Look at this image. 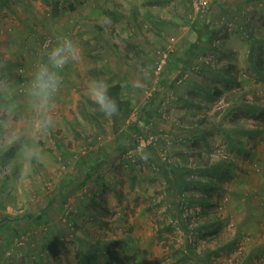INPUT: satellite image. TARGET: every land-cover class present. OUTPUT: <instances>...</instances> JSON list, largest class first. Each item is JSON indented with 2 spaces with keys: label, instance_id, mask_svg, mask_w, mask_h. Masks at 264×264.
Listing matches in <instances>:
<instances>
[{
  "label": "rangeland",
  "instance_id": "374dc122",
  "mask_svg": "<svg viewBox=\"0 0 264 264\" xmlns=\"http://www.w3.org/2000/svg\"><path fill=\"white\" fill-rule=\"evenodd\" d=\"M221 16L226 14L213 19L211 9L195 16L191 0H0V68L17 83L27 79L33 63L58 34L73 39L82 53L81 61L63 72L57 125L40 141L42 159L34 161L31 171L20 177L14 158L7 157L11 176L0 180V217L9 215L10 221L0 229L3 264H78L79 254L91 248L82 240L88 233L94 240L102 239L94 245L101 257L96 264H174L162 241L165 237L181 240L180 228H165L162 236L156 231L155 215L168 221L174 211L167 203L171 195L165 193L167 182L161 171L166 164L162 159L173 153L178 162L193 159L199 168L211 149L216 154L230 153L237 167L234 174L223 178L221 188L212 191L210 212L221 217V230L216 235L199 236L197 245L220 247L215 264H241L244 260L246 264H264V212L260 213L261 208L264 211V192L259 188L264 186V119L252 120L243 110L234 119L232 110L224 114V127H261L252 138L250 133L243 135L244 147H254L249 156L229 152L226 146L224 149L221 128L208 129L202 138L188 131L194 126L185 123L183 130L178 125L180 117L197 121L205 116L216 122L214 111L225 103L222 99L226 94L237 91V85L223 84L225 93L211 105L201 90L212 86L205 72L194 73L201 88H190L174 79L175 70L170 71L167 83H161L154 68L157 50L166 45L179 46L180 51L185 45H194L195 51L196 45L209 42L214 38L209 35L212 32L207 34L198 27L219 26ZM140 18L142 24L137 22ZM217 38L216 43L228 51L223 60L235 64L240 86L250 95L256 92L264 97V78L255 79L247 69L249 50L255 44L260 54L255 53L264 58V48L259 50L264 44L246 39L237 23ZM174 49L169 58H176ZM203 54L212 55L201 49L195 59ZM92 78L121 83L123 96L131 100L129 121L137 120L136 129L130 128L119 137L110 130L109 117L96 111L84 94ZM137 78L142 87L133 86L132 80ZM193 94H197L195 104L179 98L190 100ZM94 114L97 120L92 118ZM129 124L125 123V128ZM149 131L155 135V146L132 149L134 139ZM142 153L148 155L147 161L139 158ZM253 190L262 206L256 207V213L243 202ZM67 219L75 222V232ZM237 227L244 233L241 240L225 247ZM22 234L24 242L13 240ZM47 241H51L50 246L42 249ZM113 252L116 261L112 260Z\"/></svg>",
  "mask_w": 264,
  "mask_h": 264
},
{
  "label": "trees",
  "instance_id": "16d2710c",
  "mask_svg": "<svg viewBox=\"0 0 264 264\" xmlns=\"http://www.w3.org/2000/svg\"><path fill=\"white\" fill-rule=\"evenodd\" d=\"M211 1L212 0H209V3L203 9L195 10L193 2L191 0L192 10L195 13V16H201L209 13L212 7ZM227 14L231 13L228 12ZM133 16L136 17V15L134 14ZM143 21L144 20L142 18L137 20L139 24H142ZM239 21L240 20L237 19L235 15H226L218 18L217 22H219V26H216L215 28L207 27V25H205V27L199 26L198 28L207 32V34L212 32L209 34L210 37H212L213 34L214 38L209 39V44L207 45L209 48V53H211L212 55L204 56L206 54H203V57L206 59H203V57L201 56H198L197 59H195L197 50L193 51V48L195 47L194 45H185L183 48L180 47L181 49H183L182 51H180L179 46L175 47L173 44L171 45L172 47L166 49V61L160 71L157 72V75H161V83H167V77L169 76L171 70H175V80L184 79V77H186L185 74L188 73V71L190 73H200L204 72L203 70H206L205 73H208L212 76V86H210L209 88L205 86L200 88L208 95L211 105H213L216 99H218L222 94L225 93L226 87L223 88V84L227 85L230 82L235 83V85H237L238 87L237 91L226 94V96L222 99L226 104L222 103V105L218 106V108L214 111V114L218 117L216 122H212L211 119H207V117L205 116L199 117L197 121H194L193 119H183L182 117H180L179 120L181 121V123L178 126H180L181 129L186 130L185 123H188L191 127L194 126V129L192 130L189 127L188 131H192L193 133L197 132L202 138L205 137V131H207L208 129L219 127L223 130V133L225 135V140L223 141L224 149L226 146L229 152H234L235 154L246 152V154H244V156L246 157L250 155L249 153L254 150V147L252 148V145L250 147H244V144L246 142L244 136L250 133L251 135H249V137L252 138L254 133L257 134L260 131V125L254 124L251 126L238 125L232 127H224V114L231 112L232 110V112L234 113H232L231 118L234 119L239 115L238 111L243 110L244 116L249 117L255 121L263 120L264 97L258 96L256 92H252V94L250 95L246 92L244 87L240 86L241 81L238 71L234 69L235 64L230 62L229 60H223L222 63H220L219 61L221 60V58L223 59L224 57H228V51L216 43L218 39V33H223L225 29L230 30L231 27L234 26V24L236 25V23L239 25ZM240 26L242 25L240 24L239 27ZM243 30L245 31V29ZM246 32L250 34L254 31L246 30ZM199 33H202V31H199ZM249 37L252 43H255L257 41L259 42L260 40L262 41L261 44H264V35L260 37L252 35ZM173 40L174 39L172 38V41ZM254 45L252 49L249 50L250 53L247 58V69L251 72V75L255 76V79H262L264 78V58L255 53L257 52L260 54V51H257ZM173 48H176V50L174 49V55H176V58L174 57V59H172V57L169 58L170 54L172 56L174 53V51L171 52ZM262 48H264V45L259 47V50H262ZM187 51L192 53L187 56ZM156 53L157 58L154 63V68L159 57L158 51ZM167 61L172 64V66L170 64H167ZM178 64L180 65V68H178ZM187 68L188 70H186ZM188 84L190 88L197 87L199 85L197 79L194 78H190L188 80ZM109 85L110 94L117 100L119 107L118 113L115 116L109 117V128L113 133H117L116 135L119 137V135L125 133L126 130L130 128L136 129V127H138V122L137 120H134L132 122L129 121L133 107L131 104V100L123 96L121 83L113 82ZM179 98L185 103L191 102V99L189 100L188 97L179 96ZM192 103L195 104L197 103V101L193 100ZM92 118L97 120L95 114L92 115ZM125 123L130 124L125 128ZM203 123L204 125H202ZM149 134H152V132L149 131L146 135L137 136L134 139V146L132 149L137 148V145L139 143L138 140L140 138H146V136ZM184 140L187 141L186 138H184ZM156 143L157 140L153 139V141L147 143L141 149L154 147ZM164 150L165 148L160 151V158H162V153ZM213 152L214 150L212 151L211 149L210 152L207 153L209 155H207L206 158L202 159L204 161L202 162V164H199V168L196 167L193 159H191L189 163L186 161L178 162L176 159H174L175 155H173V153L166 154V156L168 157L162 159L166 164L161 171L167 182L165 193L168 192L171 195V198L169 201H167V203H169V207L171 206L170 208L174 211L171 212V217L168 221L167 219H164V221H162L159 217H157V214L155 215V219L157 222L156 231L158 235L162 236V231L165 228H170L171 230H175L177 227L180 228L182 236L181 240L165 237L162 241V244H164V247L166 246L165 248L167 249V251L173 255L174 264H215L214 258L219 254L220 247L204 246L202 248H199L197 245V241L199 239V236H203L206 234L216 235L219 230H221V217L216 215L214 211L210 212L211 206L214 204V201L212 200V191L221 188V182L226 175L234 174L237 167V161L232 159L230 153H226V151L220 154H216ZM179 155L184 157L185 154L179 153ZM8 156H11V154H9ZM130 157L131 156H129V158ZM194 171H197V173L199 172V174ZM94 214L98 215L96 212H94ZM8 216L9 215H3L0 217V229L3 226H6L7 222H10L8 221ZM67 220H69L73 232H75L77 228L75 222L70 221V219ZM243 234L244 233L241 228L237 227L231 241L227 243L225 247L229 248L234 243L238 244ZM16 236L13 238V240L16 238ZM82 240L91 244V248H86L83 253L81 252V254H79L80 260L78 264H96V262H98L101 257L96 253L100 250H98V248L94 245H99L102 239L99 238V240H94L93 237L88 233L86 237L82 238ZM50 242L51 241H47L46 244H43L44 246H42V249H44V247L47 248L48 246H50ZM108 248V245H106L105 252ZM111 257L113 261L117 260L115 252H113V255L111 254ZM246 263L247 261L244 260L241 264Z\"/></svg>",
  "mask_w": 264,
  "mask_h": 264
},
{
  "label": "clouds",
  "instance_id": "9594fccd",
  "mask_svg": "<svg viewBox=\"0 0 264 264\" xmlns=\"http://www.w3.org/2000/svg\"><path fill=\"white\" fill-rule=\"evenodd\" d=\"M81 59L82 53L76 42L67 35L58 34L44 48L41 58L33 63L22 84L14 81L6 69L0 68V180L11 176L9 154L20 169V177L31 171L34 161L42 159L40 141L57 125L63 72ZM132 84L143 86L139 78L133 79ZM83 91L99 113L106 117L118 113L117 100L110 94L107 81L89 79ZM139 158L147 161L148 155L142 153Z\"/></svg>",
  "mask_w": 264,
  "mask_h": 264
},
{
  "label": "crops",
  "instance_id": "0c3cea01",
  "mask_svg": "<svg viewBox=\"0 0 264 264\" xmlns=\"http://www.w3.org/2000/svg\"><path fill=\"white\" fill-rule=\"evenodd\" d=\"M211 2H212L211 3V6H212L211 7V17L213 16V19H216V17L221 15V14L235 15L237 17V19L240 20L239 25L241 24L242 26H240L239 28L242 30L246 39H249L250 38L249 36H252V35L257 36V37L264 35V0H212ZM252 5L255 8H251ZM228 12H230L231 14H227ZM214 21H216V20H214ZM243 29H245V31ZM246 30H251L254 32L248 34L246 32ZM259 42L262 43V41H260V40H259ZM208 44L209 43L207 41V42H205V44L203 46L196 45V50L199 51V50L203 49L205 52L209 51V48L207 46ZM222 61H223V59L221 58L220 63H222ZM247 64H248V62H247ZM186 70H188V68ZM203 71L206 72V70H203ZM206 75L209 78H211V80H212L211 75H209L208 73H206ZM185 76L186 77H184V79H181V81H184L186 83H188V80L190 78L195 77L194 73H190L189 71H188V73L185 74ZM194 79H196V78H194ZM197 81L199 84L197 87L200 88L201 87L200 86L201 81L199 79H197ZM197 89H195L194 92H196ZM196 95L197 94L192 95V99H191L190 103H192L193 100L197 101V99L195 98ZM191 105H193V104H191ZM261 172H263V175H264V166L261 167ZM259 188L262 192H264V186L263 185H260ZM257 193H258L257 191L253 190V194L250 197H247V194H248L247 193L246 194L247 201H243L244 204H246L245 206L250 207L253 211H255V213L257 212L256 207H262L261 204L259 203L260 199L257 197ZM262 212H264V211H262V208H261L260 213H262ZM0 264H3L2 254H1V258H0Z\"/></svg>",
  "mask_w": 264,
  "mask_h": 264
},
{
  "label": "built area",
  "instance_id": "2783aa9c",
  "mask_svg": "<svg viewBox=\"0 0 264 264\" xmlns=\"http://www.w3.org/2000/svg\"><path fill=\"white\" fill-rule=\"evenodd\" d=\"M193 2V6L195 8V10H199V9H203L204 7H206V5L209 3V0H192ZM170 48L168 45L158 49V53H159V57H158V61H156V66H155V73L159 72L160 69L162 68L163 64L166 61V49ZM153 139L155 140V135L153 134H149L146 136V138H140L138 141V145L137 148H142L144 145H146L147 143L153 141ZM129 156L132 155L131 151L128 152ZM23 238V239H22ZM25 239V235H21V236H17L16 240L17 242H24Z\"/></svg>",
  "mask_w": 264,
  "mask_h": 264
}]
</instances>
